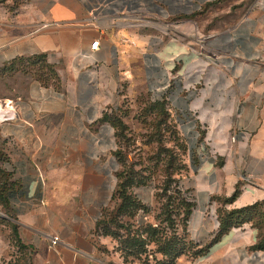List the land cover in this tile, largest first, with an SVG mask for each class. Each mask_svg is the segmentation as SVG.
Wrapping results in <instances>:
<instances>
[{"label":"crops","instance_id":"1","mask_svg":"<svg viewBox=\"0 0 264 264\" xmlns=\"http://www.w3.org/2000/svg\"><path fill=\"white\" fill-rule=\"evenodd\" d=\"M39 53L56 85L19 75L0 94L14 104V116L0 121V166L12 185L0 205L22 244L18 264H135L118 240L95 232L116 184L112 119L124 98L132 107L162 100L200 155L191 175L192 238L204 241L216 227L212 197L237 186L228 208L264 201V0H30L0 8V68ZM256 231L250 222L229 228L196 264H264V249L249 247ZM7 232L0 264L16 255Z\"/></svg>","mask_w":264,"mask_h":264},{"label":"rangeland","instance_id":"2","mask_svg":"<svg viewBox=\"0 0 264 264\" xmlns=\"http://www.w3.org/2000/svg\"><path fill=\"white\" fill-rule=\"evenodd\" d=\"M29 2L0 0V8L12 12ZM26 74L23 66L3 73L4 76H0V94L11 88L17 76ZM128 101L124 98L117 122L114 121L119 133L117 181L120 186L102 207L103 211L97 218H103L95 232L117 236L118 240L127 233L136 241L142 240L144 246L136 244L134 248L132 261L135 264H196V260L206 256L209 248L224 234L212 241L219 222L229 211L226 200L220 195L212 197L216 201L215 210L211 212L216 227L204 241L192 238L188 232V221L194 207L191 175L200 155L189 147L188 140L180 134L174 120L161 118L157 106H151L149 114L145 107L146 98L145 104L133 107ZM199 135L196 142L202 140ZM2 208L0 205V233L5 234L7 230L6 236L11 241L10 220L6 219ZM253 211L258 217H264L262 205L253 207L250 213ZM239 217L241 222L227 218L230 228L241 225L247 218L240 214ZM255 218L245 222L253 223ZM99 249L107 251L105 247Z\"/></svg>","mask_w":264,"mask_h":264},{"label":"trees","instance_id":"3","mask_svg":"<svg viewBox=\"0 0 264 264\" xmlns=\"http://www.w3.org/2000/svg\"><path fill=\"white\" fill-rule=\"evenodd\" d=\"M22 66H23V69L25 70V72L28 73V75L37 79L41 83H52V84L56 85L55 71H54L52 65L45 61L44 54H42V53H39L36 55H30V56H17L15 58H13L12 60H10L2 68H0V74L7 73L9 71V69L18 68V67H22ZM146 103L147 104L145 107H146L147 112L149 114H150L151 106H157L160 110L159 114H160L162 119L173 120L172 118H169V114H168L167 110L165 109V106H164V103L162 100L153 99L152 101L148 100ZM144 111L145 110H143L142 112H144ZM114 121L117 122L116 119H112L113 124H114ZM114 125H116V124H114ZM116 128H117V126H116ZM117 129H116V132H117ZM117 136H119L118 132H117ZM199 136H201V134ZM116 157L118 159L119 149L116 151ZM2 158H4V157H3V153H2L1 148H0V160ZM117 174H118V172L116 171L115 172L116 184H115L114 189L112 191L111 198L117 193L119 186H120L118 181H117ZM8 176H9V172H7L4 168H2L0 166V202L2 204H4L6 201L5 200V192H9L10 188L12 187L11 183L8 181ZM237 193H238V187L236 186L230 195L223 196L226 200V203L231 202L234 199V197L237 195ZM261 205L264 207V201H262V200L255 201L251 204H247V205L240 206V207L229 208V211L226 212V217L224 219H222V221L219 222L212 241L216 240L219 237V235H221V233H225L230 228L231 224H230V221H227V218H230V220L233 219V220H237V221L241 222L242 218L239 217V214H240L241 216H246L247 217L246 219L252 218L250 220H253L254 217H257V218H255L253 223L250 222L252 226L256 227L257 231H256V240L249 247L252 249H264V217H262V218L258 217L256 214H254L255 211L250 213V210L253 207L261 206ZM102 211H103V208L101 209L100 213H102ZM101 218H103V216H101ZM101 218L100 219L97 218L95 221V228L96 229L99 225L98 223L101 222ZM245 220H244V222H245ZM10 226H11V234H12L11 241H12L13 245H16V249L14 250L15 251L14 253H16V255H15L12 263L18 264V258L20 256L18 253H19V250H21L20 248H21L22 244L18 241V238L14 235L15 234V232H14L15 225L12 222H10ZM13 235H14V237H13ZM113 237L116 240H118L117 236L116 237L113 236ZM118 241H119V248L121 250V253H122L124 259L126 258L127 255L131 256V258L133 259L134 252H135L134 248H135L136 244L143 245L142 240L136 241L135 238L132 237V235H128L127 233H126V235H124V237H122V239H120Z\"/></svg>","mask_w":264,"mask_h":264},{"label":"built area","instance_id":"4","mask_svg":"<svg viewBox=\"0 0 264 264\" xmlns=\"http://www.w3.org/2000/svg\"><path fill=\"white\" fill-rule=\"evenodd\" d=\"M46 26V23H41L40 27ZM39 28V27H36ZM97 40L94 39L90 43V47L94 48L96 46ZM14 116V104L11 99H1L0 98V121L11 119ZM233 140V136H231ZM57 236L53 235L51 237V242L54 243L57 240Z\"/></svg>","mask_w":264,"mask_h":264}]
</instances>
